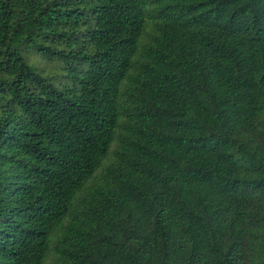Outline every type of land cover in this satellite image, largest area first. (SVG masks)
I'll use <instances>...</instances> for the list:
<instances>
[{"label":"trees","instance_id":"16d2710c","mask_svg":"<svg viewBox=\"0 0 264 264\" xmlns=\"http://www.w3.org/2000/svg\"><path fill=\"white\" fill-rule=\"evenodd\" d=\"M0 264H264V0H0Z\"/></svg>","mask_w":264,"mask_h":264},{"label":"rangeland","instance_id":"374dc122","mask_svg":"<svg viewBox=\"0 0 264 264\" xmlns=\"http://www.w3.org/2000/svg\"><path fill=\"white\" fill-rule=\"evenodd\" d=\"M44 65H45V63H44ZM44 65H43V66H44ZM45 66H46L47 68H51V67H52V68H55L57 65H56L55 63H53V62H49V63H47V65H45ZM45 66H44V67H45ZM51 71H52V70H51Z\"/></svg>","mask_w":264,"mask_h":264}]
</instances>
